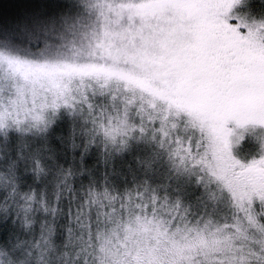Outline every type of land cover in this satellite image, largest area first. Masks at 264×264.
Masks as SVG:
<instances>
[{
	"label": "snow or ice",
	"instance_id": "snow-or-ice-1",
	"mask_svg": "<svg viewBox=\"0 0 264 264\" xmlns=\"http://www.w3.org/2000/svg\"><path fill=\"white\" fill-rule=\"evenodd\" d=\"M0 264H264V0H0Z\"/></svg>",
	"mask_w": 264,
	"mask_h": 264
},
{
	"label": "trees",
	"instance_id": "trees-1",
	"mask_svg": "<svg viewBox=\"0 0 264 264\" xmlns=\"http://www.w3.org/2000/svg\"><path fill=\"white\" fill-rule=\"evenodd\" d=\"M9 8L11 7V5H7Z\"/></svg>",
	"mask_w": 264,
	"mask_h": 264
},
{
	"label": "rangeland",
	"instance_id": "rangeland-1",
	"mask_svg": "<svg viewBox=\"0 0 264 264\" xmlns=\"http://www.w3.org/2000/svg\"><path fill=\"white\" fill-rule=\"evenodd\" d=\"M59 131V130H58Z\"/></svg>",
	"mask_w": 264,
	"mask_h": 264
}]
</instances>
